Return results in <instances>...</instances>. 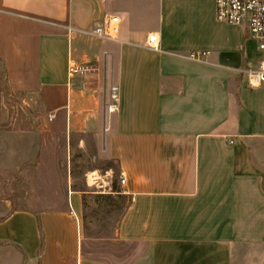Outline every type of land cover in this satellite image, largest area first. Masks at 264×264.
<instances>
[{
    "label": "crops",
    "instance_id": "1",
    "mask_svg": "<svg viewBox=\"0 0 264 264\" xmlns=\"http://www.w3.org/2000/svg\"><path fill=\"white\" fill-rule=\"evenodd\" d=\"M112 16L116 38L93 37ZM263 59L214 0H0L8 86L45 113L0 126V173L65 177L63 209L0 221V264H264V86L245 76Z\"/></svg>",
    "mask_w": 264,
    "mask_h": 264
},
{
    "label": "rangeland",
    "instance_id": "2",
    "mask_svg": "<svg viewBox=\"0 0 264 264\" xmlns=\"http://www.w3.org/2000/svg\"><path fill=\"white\" fill-rule=\"evenodd\" d=\"M44 114L36 97L15 94L8 88L0 65L1 128L8 132L33 131L36 125L40 126ZM47 163L48 161L39 160V167L35 169L29 168L30 163L22 160L19 161L18 168L12 167L7 172L0 173V221L24 209L34 212L63 209V169H54V175H50L45 166ZM76 163V176L81 181L84 178L83 173L93 163L92 153L81 155ZM94 166L99 167L100 163L95 162ZM90 180L92 181L91 178Z\"/></svg>",
    "mask_w": 264,
    "mask_h": 264
},
{
    "label": "built area",
    "instance_id": "3",
    "mask_svg": "<svg viewBox=\"0 0 264 264\" xmlns=\"http://www.w3.org/2000/svg\"><path fill=\"white\" fill-rule=\"evenodd\" d=\"M216 6V20L226 25L241 27L247 30L248 36L257 43L258 50L264 52V0H214ZM121 23L119 16L108 17L102 25L98 26L92 36L95 38L114 39L118 34ZM157 35L148 37L147 46L158 50ZM202 54H192L190 58H198ZM89 71L86 63H71L68 72L70 76L84 75ZM247 82L251 87L264 86V59L255 70L245 72ZM120 89L113 86L110 90V103L108 111L114 113L118 110ZM121 184H125L124 178Z\"/></svg>",
    "mask_w": 264,
    "mask_h": 264
},
{
    "label": "trees",
    "instance_id": "4",
    "mask_svg": "<svg viewBox=\"0 0 264 264\" xmlns=\"http://www.w3.org/2000/svg\"><path fill=\"white\" fill-rule=\"evenodd\" d=\"M0 65L2 66L3 74H4L5 79H6V70H5L4 64L2 63L1 60H0ZM6 83H7V85H8L7 79H6ZM8 88H9V86H8ZM9 89H10V88H9ZM24 210H25V209H24Z\"/></svg>",
    "mask_w": 264,
    "mask_h": 264
}]
</instances>
